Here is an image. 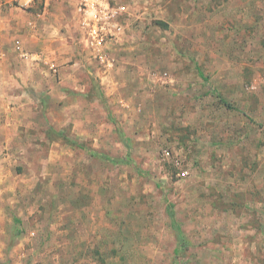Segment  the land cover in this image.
Returning <instances> with one entry per match:
<instances>
[{"label":"rangeland","instance_id":"1","mask_svg":"<svg viewBox=\"0 0 264 264\" xmlns=\"http://www.w3.org/2000/svg\"><path fill=\"white\" fill-rule=\"evenodd\" d=\"M26 1L0 0V264H264V0H113L106 67L72 4ZM53 4L66 45L29 34Z\"/></svg>","mask_w":264,"mask_h":264},{"label":"built area","instance_id":"2","mask_svg":"<svg viewBox=\"0 0 264 264\" xmlns=\"http://www.w3.org/2000/svg\"><path fill=\"white\" fill-rule=\"evenodd\" d=\"M72 4L78 24L80 43L104 67L112 66L110 60L125 35L123 21L128 16L125 5L113 0H55ZM32 0H27L29 4ZM107 65H106V64ZM168 155V153H166Z\"/></svg>","mask_w":264,"mask_h":264},{"label":"crops","instance_id":"3","mask_svg":"<svg viewBox=\"0 0 264 264\" xmlns=\"http://www.w3.org/2000/svg\"><path fill=\"white\" fill-rule=\"evenodd\" d=\"M51 6L47 9L46 12L43 13L42 16H39V17H41V19L43 21H46L44 24H42V27H38L35 30L32 29L29 31V34L33 38H35V41L39 40L41 43L47 44L51 40V37L53 35L57 34L56 32H60V29H59L60 26L63 28V31H65L66 27H69L68 22H67L68 18H66V13H63V15L62 14L59 15L58 12L61 8H59V6L54 5V4L52 7ZM61 15H62V17H61ZM71 15H72V22H73L72 25L75 28L74 32H76V30H78V24H77V21H76L74 15L73 14H71ZM29 29H31V27ZM68 33L69 32L66 30L65 32L59 34L58 38H59V40H62L63 44L69 40L68 39V36H69ZM69 37H72V34ZM64 45H66V44H64ZM47 47H48V48H46L47 51H45L42 54V57H44L48 62H50V65L53 66L54 64L52 62H53L54 58L52 56H54V54L56 53V49L54 50L55 47H53L51 44H50V46L47 45ZM17 48L20 50L19 46ZM22 51L23 50L21 49V56L28 57L29 53L28 52L24 53ZM50 54H52V56H50ZM32 55H33V58L38 57L37 54H32ZM39 57H41V56H39ZM0 58L2 61L4 60V53L1 55ZM0 87L3 88V90L1 92H4L5 94H10L11 93L10 91H13L12 87L7 85V83L3 86H0Z\"/></svg>","mask_w":264,"mask_h":264}]
</instances>
